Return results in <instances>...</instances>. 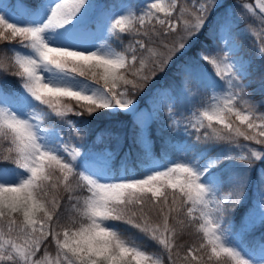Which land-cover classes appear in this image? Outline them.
<instances>
[{
	"label": "snow or ice",
	"instance_id": "obj_1",
	"mask_svg": "<svg viewBox=\"0 0 264 264\" xmlns=\"http://www.w3.org/2000/svg\"><path fill=\"white\" fill-rule=\"evenodd\" d=\"M219 7L218 0L113 9L92 0L0 3V49L11 53L0 57V72L19 82L0 83V145L7 144L0 152V264H264V233L259 257L247 240L264 228V168L239 228L233 220L247 201L254 162L264 164V100L246 91L239 25L227 10L209 29L224 46L198 53L213 71H202L211 94L191 113L192 143L157 156L143 116L135 161L131 151L118 165L114 151L82 152L70 143L83 135L70 117L138 114L137 97ZM239 7V18L264 25V0ZM241 31L253 37L264 64V29ZM165 107L176 123L175 103ZM185 235L196 240L180 243Z\"/></svg>",
	"mask_w": 264,
	"mask_h": 264
},
{
	"label": "rangeland",
	"instance_id": "obj_2",
	"mask_svg": "<svg viewBox=\"0 0 264 264\" xmlns=\"http://www.w3.org/2000/svg\"><path fill=\"white\" fill-rule=\"evenodd\" d=\"M11 2H13V0H0V3ZM92 2L98 4L100 9H105L106 7L113 9L117 6H123L128 3L142 5L144 0H118L116 5L112 2L106 4L103 0H92ZM218 2L223 3V0H218ZM239 3H250V0H227L226 4L220 9L221 15L219 16V20L224 16L226 10L230 16L237 18V24L239 25V27L235 29L236 41L239 45L237 55L244 60L245 67L248 69V76L245 81L248 85L246 91L250 94V98L254 102H260L264 100V84H262V80H264V64L261 62V54L257 51V47L253 43V37L246 32H242L241 29H244L245 26H251V28L260 32L261 29H264V25H261L258 20H255L246 14L243 18H239L242 14V9L239 7ZM216 46H224L218 32L217 41H214L211 44H203V48L198 50L195 54H187V52H184L181 55L183 57L180 60L181 76L179 80L175 81V87L166 85L162 82V79H159V82L156 85H153L148 93L144 95L141 94L137 97L139 101L137 106L139 112L136 115L131 114V116L137 125L139 124V116L147 118L148 124L150 125V143L153 142L155 134L158 135L157 137L163 142L169 141L170 137L175 134L179 137V140L184 146L195 140L197 133L189 124V119L191 118L192 111L200 106V102L206 99L207 95L211 94V89L207 88L206 81L202 76V71L204 69L207 70L205 75L210 74L213 71L210 65L199 59L198 53L205 51L206 48ZM167 97H172V99L169 100ZM173 103H175L173 111L177 113L174 117L176 123H173V120L169 119L168 110L165 107V104ZM261 110H264V108ZM61 132L67 135L69 129L66 128L64 132ZM147 134L148 133L145 132V135ZM86 137L87 135L83 133L82 137L72 139L70 143L81 146L82 152L88 151L91 153H101L114 151L117 153L115 160L118 165L121 163V158L125 155L124 153H120L119 150L125 147V153L129 151V146H125V144L119 140H115L111 145L100 147L90 138ZM177 154L178 152L164 151V147H161V152L157 156L164 155L165 158H168ZM262 168H264V164L254 162V170L252 173L253 183L248 190L247 201L241 204V208H239L238 212V208L236 209L233 216L234 224L237 228L240 227L242 218L245 216V213L254 201L256 192V173ZM236 216L238 217L236 218ZM262 233H264V228L257 227L252 232V235L247 237V240L253 243V251L257 257L260 255L259 244Z\"/></svg>",
	"mask_w": 264,
	"mask_h": 264
},
{
	"label": "trees",
	"instance_id": "obj_3",
	"mask_svg": "<svg viewBox=\"0 0 264 264\" xmlns=\"http://www.w3.org/2000/svg\"><path fill=\"white\" fill-rule=\"evenodd\" d=\"M109 1V0H106ZM227 0H223V6L226 4ZM186 0H181V3H185ZM221 9V7H219ZM219 8H216V11H220ZM210 15L208 24L205 26V29L198 35V37L194 38L190 46L188 47L187 51H197L199 48L202 47L204 43H212L216 39V33L215 35H212L209 33V29H215L216 27V20L217 15ZM125 42L127 43L128 37H125ZM8 56L7 53H4L2 49H0V57ZM9 57V56H8ZM180 56H178L171 65L165 70V72L161 73L148 87V89L142 94H146L149 92L150 88L159 80V78H164V82L166 84H171L173 79H179L180 74ZM7 62V61H6ZM11 70V69H9ZM0 79L5 83L6 85L10 87H16L18 85V80L15 76H6L3 72H0ZM73 119H76L79 121L80 127L83 129L85 133L90 135L93 139H96V133H100V139L99 142H113L115 135L117 133H111L113 132H120L122 134V140L126 141L129 138H133L134 135L138 132V128L136 126V123L134 122L131 114H129L126 111H120L117 113L109 114L107 112H101L93 117H89L85 115L82 118L78 117H72ZM51 124H58L56 120L50 121ZM159 137L156 136L155 143H154V152L155 154H158L160 152L161 146L164 147V150L172 151L173 148H178L179 146L180 150V144L175 141V138L177 139L176 135L172 136L170 141L163 142L158 140ZM106 140V141H104ZM134 143H131V148L133 147ZM7 147V144L4 143L3 145H0V152L3 151L4 148ZM132 152V158L133 161L136 159V154L138 153L133 148L131 150ZM196 240V237L194 235H185L183 238L179 241L180 243H188L191 244L193 241ZM49 251L54 255L55 254V248L54 245L49 244L48 245Z\"/></svg>",
	"mask_w": 264,
	"mask_h": 264
}]
</instances>
